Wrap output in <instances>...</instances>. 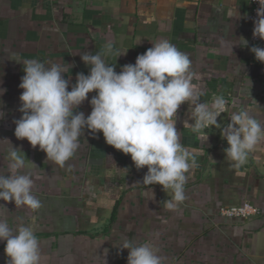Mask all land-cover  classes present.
<instances>
[{
    "label": "crops",
    "instance_id": "1",
    "mask_svg": "<svg viewBox=\"0 0 264 264\" xmlns=\"http://www.w3.org/2000/svg\"><path fill=\"white\" fill-rule=\"evenodd\" d=\"M250 32L249 0H0V88L6 89L0 95V140L37 166L22 171L39 175L33 194L41 201L35 212L0 201V214L10 226L23 221L34 227L41 264H127L128 250L118 246L125 238L153 243L164 264H264V139L235 167L224 156L228 145L221 137L230 122L227 111L217 118L218 127L204 130L208 138L201 142L188 124L193 106L177 110L180 142L196 161L179 211L164 207L170 190L139 183L147 168L137 169L102 133L85 129L79 150L59 167L38 146L17 140L13 123L21 116L25 61L46 67L60 61L71 90L77 73L89 72L82 53L103 54L111 43L113 53L103 58L119 72L159 39L190 58L202 102L220 95L230 111L246 110L264 121V64L249 51L264 44L252 45ZM240 37L247 46L232 48ZM77 111L90 114L88 100ZM10 149L0 141V174L7 175ZM244 202L258 208V216L226 219L218 213ZM4 246L0 241V264H7Z\"/></svg>",
    "mask_w": 264,
    "mask_h": 264
},
{
    "label": "clouds",
    "instance_id": "2",
    "mask_svg": "<svg viewBox=\"0 0 264 264\" xmlns=\"http://www.w3.org/2000/svg\"><path fill=\"white\" fill-rule=\"evenodd\" d=\"M254 2L258 8L252 35L264 41V0ZM235 16L239 18L238 13ZM151 44L152 47L137 55L134 64L123 65L119 72L103 58L113 53L111 43L105 46L103 54L82 53L80 60L89 67V72L77 73L71 90L69 80L62 75L60 61L47 67L39 60L25 61L19 84L23 90L18 108L21 116L13 121L14 136L17 140L26 139L33 148L38 146L48 162L64 167L79 150L85 129L93 135L102 133L105 143L129 155L137 169L147 168L139 183L146 187L160 185L164 192L170 190L171 198L164 202V207L179 211L186 199L187 173L196 163L180 142L176 128L179 107L184 103L193 106L192 123L188 124L192 132L199 134L201 142L208 138L204 130L218 127L217 118L226 111L229 113L230 122L221 130V137L228 145L224 156L237 168L264 139V121L246 110L230 111L220 95L202 102L199 86L192 83L190 58L166 39ZM236 44L246 47L248 41L240 37L239 41H232V48ZM249 51L264 64V48L252 46ZM5 91L0 88V95ZM92 92L95 95L89 100L88 94ZM85 100L91 106L87 116L77 111ZM3 115L0 111V119ZM0 141L11 145L6 156L7 175L0 174V201L35 212L41 208V201L33 194L35 181L40 177L33 171L22 170L29 164L37 166L10 141ZM0 241L5 242L7 264H41L39 240L31 224L22 221L10 226L0 214ZM118 246L128 250L127 264H164L165 258L153 243L136 245L125 238Z\"/></svg>",
    "mask_w": 264,
    "mask_h": 264
},
{
    "label": "built area",
    "instance_id": "3",
    "mask_svg": "<svg viewBox=\"0 0 264 264\" xmlns=\"http://www.w3.org/2000/svg\"><path fill=\"white\" fill-rule=\"evenodd\" d=\"M250 5V21H251V32L249 35V41L252 45L264 44V41L260 40L258 37H253V21L256 19V10L258 8V4L254 2V0H249ZM221 217L226 219H242L247 220L253 217L258 216L259 210L255 206L251 205L249 202H244L239 206L233 207H223L218 211Z\"/></svg>",
    "mask_w": 264,
    "mask_h": 264
},
{
    "label": "trees",
    "instance_id": "4",
    "mask_svg": "<svg viewBox=\"0 0 264 264\" xmlns=\"http://www.w3.org/2000/svg\"><path fill=\"white\" fill-rule=\"evenodd\" d=\"M116 210V208H114V211Z\"/></svg>",
    "mask_w": 264,
    "mask_h": 264
}]
</instances>
